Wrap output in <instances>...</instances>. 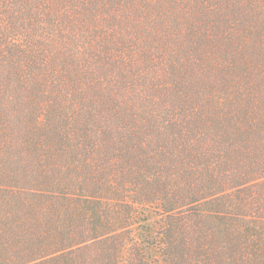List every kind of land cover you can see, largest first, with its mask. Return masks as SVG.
Wrapping results in <instances>:
<instances>
[{
	"label": "trees",
	"instance_id": "obj_1",
	"mask_svg": "<svg viewBox=\"0 0 264 264\" xmlns=\"http://www.w3.org/2000/svg\"><path fill=\"white\" fill-rule=\"evenodd\" d=\"M0 264H264V0H0Z\"/></svg>",
	"mask_w": 264,
	"mask_h": 264
}]
</instances>
